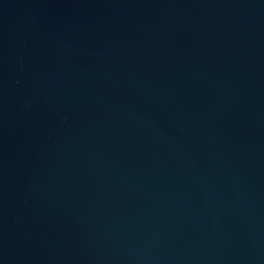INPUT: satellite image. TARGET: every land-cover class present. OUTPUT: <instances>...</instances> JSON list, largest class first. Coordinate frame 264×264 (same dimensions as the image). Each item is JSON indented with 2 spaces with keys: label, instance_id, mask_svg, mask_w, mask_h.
Segmentation results:
<instances>
[{
  "label": "water",
  "instance_id": "obj_1",
  "mask_svg": "<svg viewBox=\"0 0 264 264\" xmlns=\"http://www.w3.org/2000/svg\"><path fill=\"white\" fill-rule=\"evenodd\" d=\"M0 264H264V0H0Z\"/></svg>",
  "mask_w": 264,
  "mask_h": 264
}]
</instances>
